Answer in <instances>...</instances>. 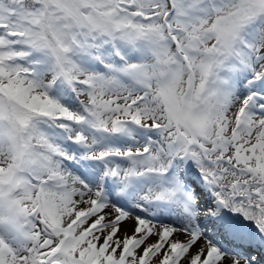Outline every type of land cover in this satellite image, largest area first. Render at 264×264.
Instances as JSON below:
<instances>
[{"label": "snow or ice", "instance_id": "1", "mask_svg": "<svg viewBox=\"0 0 264 264\" xmlns=\"http://www.w3.org/2000/svg\"><path fill=\"white\" fill-rule=\"evenodd\" d=\"M0 264H264V0H0Z\"/></svg>", "mask_w": 264, "mask_h": 264}]
</instances>
